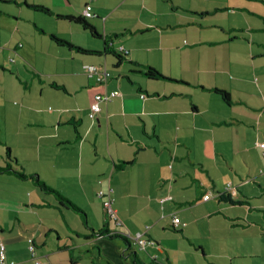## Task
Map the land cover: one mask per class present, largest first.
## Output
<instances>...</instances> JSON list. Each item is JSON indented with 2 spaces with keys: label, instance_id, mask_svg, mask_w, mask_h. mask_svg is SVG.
Masks as SVG:
<instances>
[{
  "label": "crops",
  "instance_id": "obj_1",
  "mask_svg": "<svg viewBox=\"0 0 264 264\" xmlns=\"http://www.w3.org/2000/svg\"><path fill=\"white\" fill-rule=\"evenodd\" d=\"M88 6L86 19L101 37L82 36L99 46L35 22L46 17L56 28L89 33L56 17L82 15ZM3 15L16 20L3 22ZM24 17L51 42L55 34L101 53L50 43L38 67V46L24 50L13 40ZM106 41L126 54L118 65ZM87 65L105 69L107 79L98 82ZM150 67L166 78H148ZM0 75L14 80L0 97V157L9 150L20 170L38 173L86 216L84 224L82 213L31 180L0 173L5 264H33L32 244L50 264H80L88 255L89 264H136L135 257L140 264H248L257 257L251 251L264 252L254 240L264 242V0H0ZM97 94L109 98L92 115ZM228 183L234 193L224 191ZM108 194L121 225L100 209ZM46 208L63 218V237L44 221ZM103 227L143 243L96 235Z\"/></svg>",
  "mask_w": 264,
  "mask_h": 264
},
{
  "label": "rangeland",
  "instance_id": "obj_2",
  "mask_svg": "<svg viewBox=\"0 0 264 264\" xmlns=\"http://www.w3.org/2000/svg\"><path fill=\"white\" fill-rule=\"evenodd\" d=\"M7 6H9L10 4H6ZM10 10H13V9H15V6H14V4H11V6H10V8H9ZM24 12H26L25 10H23ZM43 17V16H42ZM2 20H3V22H8V21H11V19L12 20H16L15 19V17H10L9 18V16H5V15H3L2 17ZM26 18H28V17H24V19H22V21L21 22H19V24H20V29L22 30L21 32V34H22V36L21 37H19V36H17V35H15V36H13V40L14 41H18V42H21L22 44H23V47L25 48L24 50H28V49H35V47H33L32 45L33 44H36L37 46H38V48L36 49L37 51H38V55H37V66L38 67H40V66H45V63L43 62V61H41V59L40 58H42V57H45L46 56V50H47V45L48 44H50L51 43V45H53L54 47L56 46V44L54 43V42H51L50 40H49V35L48 34H40L39 32H36L35 30H34V25H33V23H31V22H29V21H27V19ZM44 19L45 20H42V19H40V18H36V21L35 22H37V24H43V26H47L46 28H48V29H50V30H59V32H62V33H60L62 36H63V38H67V39H69V40H71V41H73L74 43H76V44H82L83 46H87V47H92V46H94L95 47V45H97V44H94L92 41H90V40H88L87 38H84L83 36H82V33L83 34H85V35H87V36H89V37H91V35L89 34V33H84V31H79V30H77V29H74V28H64L63 29V27L62 26H58V28H56V26H55V24L54 25H51L50 23H49V21H46L47 20V18L46 17H44ZM50 20H52L53 22H54V18H51ZM48 22V23H47ZM47 29V30H48ZM73 31H77V32H73ZM34 37H35V39H34ZM39 38H41V39H45V41L44 40H40ZM96 41V40H95ZM97 42H98V40H97ZM12 46H13V43H12ZM97 46H99V44L97 45ZM57 47V46H56ZM41 48V49H40ZM18 50H20V52H23L26 56H27V59L25 60V61H27V60H30L31 61V63H35L36 64V62H34V60H33V58L26 52V51H23V49H18ZM23 60V59H22ZM32 66V65H31ZM12 72L13 73H15L13 70H12ZM26 73H28L27 75H28V77L27 78H29L30 79V76H31V74H30V72H26ZM12 77H14V76H12ZM34 80H36V79H34ZM16 81H17V83H18V85L19 86H21V84H20V82H19V80H17L16 79ZM13 84L14 83V80L10 77V76H7V75H0V97H6L7 95H8V93H9V91H10V89H8V85L7 84ZM35 85H37L36 84V82H33V84H32V93H35V90H36V87H35ZM27 92H28V90L27 89H25ZM13 93H14V91H13ZM14 98L15 99H17L18 98V96L14 93ZM2 147H3V149H5V146L4 145H2ZM21 152V151H20ZM12 156V155H11ZM21 157H22V154L20 155ZM3 157V156H2ZM2 157H0V160L2 161V165L1 166H6L7 165V163H10L11 165H12V167H15L16 166V164H17V162L16 161H14V160H11V161H7V160H3V158ZM13 157V156H12ZM19 161V160H18ZM20 163H22V164H25L26 162L24 161V159L22 158V160H20L19 161ZM28 163V162H27ZM17 168L19 167V165L18 166H16ZM15 167V168H16ZM19 169V168H18ZM38 174V173H37ZM39 175V174H38ZM27 181H29V180H27ZM30 183H32L31 181H30ZM32 185H33V183H32ZM50 186V185H49ZM51 187V186H50ZM101 191V190H100ZM35 193H38L36 190H35ZM98 193H99V191H98ZM48 196H50L51 197V194L50 195H48ZM98 199V198H97ZM58 203L60 202L59 200L57 201ZM66 205H68V204H66ZM100 209L102 210V213H103V211H104V209H103V207H102V205L100 206ZM46 210L47 211H49V215H45L46 216V218H45V220L44 221H46L47 223H49V224H52L55 228H57V229H59V231L61 232V237H63V232H64V230H65V228H66V224H65V222H64V220H63V218L62 217H60L59 216V214H57L56 213V210L55 209H52V208H46ZM72 213H74V212H70L69 213V216H70V219L72 220V221H74L75 222V219L73 218V216H72ZM97 215V217H98V220H100L101 218L99 217V215L98 214H96ZM92 214H91V211H90V214H89V217H91L92 218ZM93 219H94V216H93ZM95 220V219H94ZM56 222H58V223H60L61 224V227H59L57 224H56ZM95 224V223H94ZM57 226V227H56ZM82 226V225H81ZM50 237L51 238H53L55 241H56V236L55 235H53L52 233L50 234ZM259 239H261L260 237H259ZM254 240H256V242H257V244H259V245H263V241H258L256 238H254ZM139 244H141V243H139V242H137V248H140V246H139ZM53 248V250H54V247H52ZM48 248H46V250H47ZM49 250V249H48ZM260 250H261V247L259 246V249H258V251H251V253H249L250 254V256L252 255V256H257V257H251V259H249L250 260V262L248 263V264H264V252H262V253H258V252H260ZM138 251H140V250H138ZM87 254V253H86ZM32 257V256H31ZM38 257V258H37ZM91 257H92V255H88V257H82L81 259V261H80V264H89V263H87V262H85V261H89L90 259H91ZM36 260H38V261H40V263H42V264H50V263H48V261L47 260H45L44 258H41L40 256H36V257H32V261H33V264H35L36 263ZM85 260V261H84ZM192 260V259H191ZM63 264H65L64 262H63Z\"/></svg>",
  "mask_w": 264,
  "mask_h": 264
},
{
  "label": "trees",
  "instance_id": "obj_3",
  "mask_svg": "<svg viewBox=\"0 0 264 264\" xmlns=\"http://www.w3.org/2000/svg\"><path fill=\"white\" fill-rule=\"evenodd\" d=\"M27 5L34 8L35 10H38V11L46 14V15L52 14L51 10H49L47 7H44L42 5H30V4H27ZM56 17L58 19L64 18L66 20H69V21H72L76 24L81 25L82 28L87 30L91 34V36H93V37H99V38L101 37V35L96 31L95 27L87 21L86 17L83 14L82 15H56ZM50 39L53 42H55V44H57L59 46H65L71 50H75L76 52H78L82 55H99L101 53V51L90 50V49H85V48L76 46V45L72 44L71 42H68L67 40L59 38L55 34H50ZM105 47H106L105 51H107V50L111 51V54L113 55V57H115L116 65H118L121 62V58L123 57V55H126L123 50L115 51L109 45L108 41H106ZM144 74L148 78H151V79L166 78L162 74H160L158 71H156L155 69H153L151 67L148 68L146 70V72H144ZM214 91L221 97V99L223 101H225V102L230 101L229 94L225 90L214 88ZM4 159L7 161L15 160V158H13L11 156L9 150H7L5 152ZM0 173H12L20 179L31 180L34 183V186L39 191H41L43 194H45V195L52 194L56 198L57 201L58 200L60 201L59 202L60 205L65 206L66 208H69L73 211L82 213L81 215L83 217V222H84V224H86V216L83 213V211L78 206H76L74 203H72L70 200H68L65 196H63L61 193H59L57 190L48 186L37 174L26 173L23 170L12 167V165L10 163H7L6 166L0 165ZM66 204H68V205H66ZM105 215H106V213H105ZM106 217L109 218L107 215H106ZM96 235H99V236L100 235H107L109 237H113L114 235L115 236L118 235V236L123 237L127 241L129 240L128 237L124 233H122V232L116 233V231H109V230L105 229L104 227L99 229L98 232L96 233ZM89 237L90 236H88L86 238H89ZM135 258H136L135 263L140 264L137 257H135Z\"/></svg>",
  "mask_w": 264,
  "mask_h": 264
},
{
  "label": "built area",
  "instance_id": "obj_4",
  "mask_svg": "<svg viewBox=\"0 0 264 264\" xmlns=\"http://www.w3.org/2000/svg\"><path fill=\"white\" fill-rule=\"evenodd\" d=\"M83 15L85 17H91L92 16L91 12L89 11V6L83 11ZM85 71L89 75H93L94 77H96V80L98 82H104L107 79L108 75H109V73L105 69L103 70V69H101L100 67H98L96 65H87L85 67ZM114 95H116V92H111L109 96L112 97ZM109 96L108 95H103V94L95 95V99H94L95 101L90 105V110H91V114L92 115L96 114V112L100 109L99 101H101L103 99H107V98H109ZM259 145L264 147V142L260 143ZM224 191L225 192L231 191V192L234 193L235 189L228 183L226 185ZM99 195L102 196L103 192L99 191ZM210 196H211L210 192L209 193H205L202 196V199L203 200H207V199L210 198ZM102 203H103V207H104L106 215L110 219H112L116 225H121L122 224L121 220L117 217L115 211L111 207V199H110L109 194L107 195V198L105 200L103 199ZM173 222L176 224V223L179 222V219L177 217H174L173 218ZM125 235L128 237V239H131V240H133L135 242H139L141 244L143 243V240L140 238V235L131 236L129 233L128 234L125 233ZM34 248L35 247H34L33 244L29 246V249L32 252L31 255H32L33 258L36 257L35 254L33 253ZM5 256H6L5 247H4L3 243L0 242V264H5ZM35 264H42V263H40V261L36 260Z\"/></svg>",
  "mask_w": 264,
  "mask_h": 264
}]
</instances>
